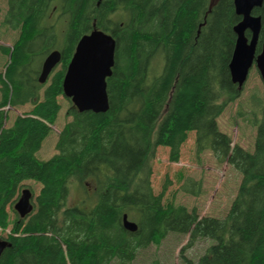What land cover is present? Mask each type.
Listing matches in <instances>:
<instances>
[{
  "label": "trees",
  "instance_id": "obj_1",
  "mask_svg": "<svg viewBox=\"0 0 264 264\" xmlns=\"http://www.w3.org/2000/svg\"><path fill=\"white\" fill-rule=\"evenodd\" d=\"M257 53L264 40V3ZM242 18L234 0H8L0 25L18 31L0 72V228L15 219L0 264H132L142 251L170 235H190L183 264H264V100L255 120L252 149L234 144L218 119L243 90L230 63ZM116 41L107 79L109 110L80 112L56 143L57 153L38 158L62 109L63 82L80 39L94 26ZM246 36L251 38V32ZM61 62L45 83L42 66L54 51ZM30 106L12 124L6 108ZM196 133V153L210 151L242 177L224 218H200L194 209L165 203L170 181L153 188L159 147L179 162ZM41 188L33 212L14 210L24 183ZM70 205L73 184L85 188ZM138 225L125 229L123 218ZM210 243L196 260L183 255L198 241Z\"/></svg>",
  "mask_w": 264,
  "mask_h": 264
},
{
  "label": "rangeland",
  "instance_id": "obj_2",
  "mask_svg": "<svg viewBox=\"0 0 264 264\" xmlns=\"http://www.w3.org/2000/svg\"><path fill=\"white\" fill-rule=\"evenodd\" d=\"M8 9V0H0V23L5 19ZM18 31L8 30L0 25V46L12 47L17 39ZM0 56H2L0 54ZM6 58H0V72ZM1 99V93H0ZM264 100V81L256 66L251 69L248 80L243 86L238 99L231 102L218 119L220 129L230 135L234 144L252 149L255 137V120L260 117V102ZM62 109L52 132L45 140L37 156L47 160L57 153L56 143L65 124L71 119L68 109L72 102L67 97L60 98ZM30 110L26 105L19 108H6L8 120L6 127L10 126L16 116L23 115ZM196 133L189 135L183 145L180 161L171 162L169 149L159 147L152 162V183L156 194H160L164 184L170 181L164 202L186 206L189 211L196 210L200 218L211 216L224 218L227 216L233 200L236 198L241 183V175L227 162L219 163L210 151L198 155L196 153ZM20 194L30 190L35 196L40 191V184L34 181L24 183ZM84 187L73 184L70 190L69 204H80L86 192L92 193L93 185L89 182ZM22 196V195H21ZM21 198V197H20ZM7 227L0 228V237L7 238L11 233L14 213H8ZM190 242V235H170L160 244H152L142 251L132 264H183L180 253L184 246ZM210 241H198L183 255L196 260L208 247Z\"/></svg>",
  "mask_w": 264,
  "mask_h": 264
},
{
  "label": "water",
  "instance_id": "obj_3",
  "mask_svg": "<svg viewBox=\"0 0 264 264\" xmlns=\"http://www.w3.org/2000/svg\"><path fill=\"white\" fill-rule=\"evenodd\" d=\"M264 0H234L237 15L242 20L234 28L237 35L235 50L230 63L233 83L240 89L249 78L251 69L256 66L264 81V40L262 49L257 53L262 29V19L253 14L263 6ZM251 32V38L246 32ZM116 41L114 37L96 25L91 33L84 35L77 44L76 51L68 66L64 82V96L71 100L80 112L92 111L106 113L109 110L107 79L112 76L115 66ZM61 62V53L56 50L44 61L40 83H45ZM33 194L24 190L14 205L21 218H26L34 210ZM123 224L126 230L136 232L138 225L125 215ZM6 240H0V256L10 247Z\"/></svg>",
  "mask_w": 264,
  "mask_h": 264
}]
</instances>
